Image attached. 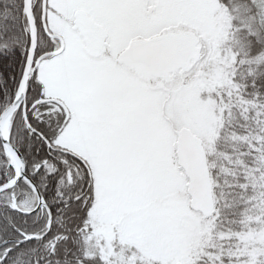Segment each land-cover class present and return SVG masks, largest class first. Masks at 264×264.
Masks as SVG:
<instances>
[{
  "label": "snow or ice",
  "instance_id": "6c2138e0",
  "mask_svg": "<svg viewBox=\"0 0 264 264\" xmlns=\"http://www.w3.org/2000/svg\"><path fill=\"white\" fill-rule=\"evenodd\" d=\"M0 264H264V0H0Z\"/></svg>",
  "mask_w": 264,
  "mask_h": 264
}]
</instances>
